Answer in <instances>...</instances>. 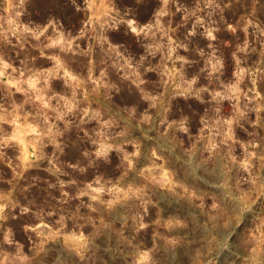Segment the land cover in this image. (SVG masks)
I'll list each match as a JSON object with an SVG mask.
<instances>
[{"label":"rangeland","instance_id":"rangeland-1","mask_svg":"<svg viewBox=\"0 0 264 264\" xmlns=\"http://www.w3.org/2000/svg\"><path fill=\"white\" fill-rule=\"evenodd\" d=\"M0 264H264V0H0Z\"/></svg>","mask_w":264,"mask_h":264}]
</instances>
